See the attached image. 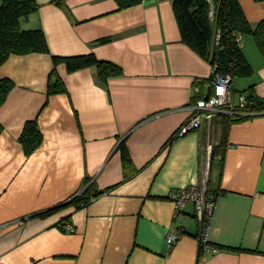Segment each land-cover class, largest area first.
<instances>
[{"label":"crops","instance_id":"crops-1","mask_svg":"<svg viewBox=\"0 0 264 264\" xmlns=\"http://www.w3.org/2000/svg\"><path fill=\"white\" fill-rule=\"evenodd\" d=\"M64 1L69 11L36 0L21 27L42 29L53 55L93 52L122 73L103 82L95 67L59 63L66 91L48 94L50 53L13 54L0 66V80L14 83L0 106V264H264V115L231 123L224 143L221 116L176 137L189 106L208 94L212 66L183 42L172 0L124 9ZM238 1L252 25L264 20V1ZM102 37L110 41L94 43ZM240 44L253 67L246 85L264 98V57L252 36ZM31 120L43 140L26 154L19 136ZM206 163L215 206L205 249L194 205L174 217L169 196L199 183ZM87 176L107 191L40 215ZM174 230L181 236L168 246Z\"/></svg>","mask_w":264,"mask_h":264},{"label":"trees","instance_id":"trees-1","mask_svg":"<svg viewBox=\"0 0 264 264\" xmlns=\"http://www.w3.org/2000/svg\"><path fill=\"white\" fill-rule=\"evenodd\" d=\"M50 1L67 10L64 0ZM115 1L118 9H124L136 5L142 0ZM38 6L36 0H3L0 3V66L13 54L50 53L42 29H23L21 27V22L35 12ZM172 7L183 42L200 56L209 60L216 71L229 74L233 81L237 77L252 75L253 67L243 51L239 37L252 36L264 57V20L252 25L247 20L238 0H172ZM108 41H110L109 37H102L95 40L94 43ZM51 57L54 68L51 70L47 85L48 94L66 91L65 83L56 73V66L59 63L65 64L68 72L95 67L98 79L103 82H106L111 76L122 73L119 65L109 60L99 59L93 52L66 56L51 54ZM208 81H211V75L208 77ZM13 87L14 83L11 79L0 80V106L5 102ZM210 89L211 86L208 87L209 92ZM234 91L236 90L234 89ZM247 93L254 100V104L246 109L248 114L232 119L221 116L223 143L231 123L264 115V98L254 95L252 91ZM19 140L26 154L32 153L40 146L43 134L35 120L25 124ZM121 149L125 161H130L128 152L123 147ZM210 160L212 162V157ZM105 191L107 189L97 190L87 176L77 194L67 202L50 208L40 215L49 214L65 205H73L75 208L85 206L93 197ZM207 193L210 195L208 187Z\"/></svg>","mask_w":264,"mask_h":264},{"label":"built area","instance_id":"built-area-1","mask_svg":"<svg viewBox=\"0 0 264 264\" xmlns=\"http://www.w3.org/2000/svg\"><path fill=\"white\" fill-rule=\"evenodd\" d=\"M239 39H241L239 37ZM210 92L197 99L189 106L191 112L187 121L181 126L176 133V137H182L194 129H205L211 125L214 117L224 116L226 118H236L248 114V106L254 104V100L249 97L248 93L240 92L236 101V91H234V81L229 74L216 71L212 67ZM201 180L199 183L190 184L173 190L169 198L174 203V217L184 209L187 203L194 205L195 217L198 222V234L201 247L211 248L207 241V232L209 222L215 206V200L207 193V182L209 163L205 164ZM181 236L179 230H174L167 234L166 243L168 246L173 245Z\"/></svg>","mask_w":264,"mask_h":264},{"label":"rangeland","instance_id":"rangeland-1","mask_svg":"<svg viewBox=\"0 0 264 264\" xmlns=\"http://www.w3.org/2000/svg\"><path fill=\"white\" fill-rule=\"evenodd\" d=\"M257 52H258V50H257ZM259 54H260V51H259ZM235 81H236V87H237L236 88L237 91H236V98L235 99L237 101L238 98H239L238 94L240 92H242V91H246V93L249 92V87L246 85V77H237ZM214 132L216 134V138L219 139L220 138V134H221V128L218 127L216 131L214 130Z\"/></svg>","mask_w":264,"mask_h":264}]
</instances>
